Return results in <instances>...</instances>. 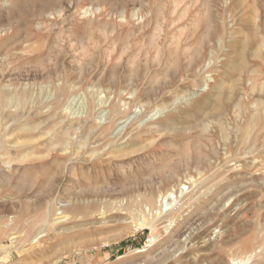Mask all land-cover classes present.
<instances>
[{
    "label": "rangeland",
    "instance_id": "374dc122",
    "mask_svg": "<svg viewBox=\"0 0 264 264\" xmlns=\"http://www.w3.org/2000/svg\"><path fill=\"white\" fill-rule=\"evenodd\" d=\"M263 20L264 0H0V264H264ZM61 186L82 203L36 241Z\"/></svg>",
    "mask_w": 264,
    "mask_h": 264
},
{
    "label": "bare ground",
    "instance_id": "6f19581e",
    "mask_svg": "<svg viewBox=\"0 0 264 264\" xmlns=\"http://www.w3.org/2000/svg\"><path fill=\"white\" fill-rule=\"evenodd\" d=\"M61 1V0H60ZM18 4V3H17ZM19 5V4H18ZM94 8V7H93ZM98 10V9H97ZM139 10V9H137ZM47 12V11H46ZM45 15V14H44ZM264 21V20H263ZM88 24V23H87ZM86 26H84L85 28ZM88 28V27H87ZM90 30V29H89ZM141 29H139L140 31ZM239 62V61H238ZM190 64V63H189ZM192 64V63H191ZM210 65V62L207 64V66ZM5 90V89H4ZM202 90V89H201ZM218 91V89H216ZM216 91V92H217ZM260 92V91H259ZM12 94V93H11ZM192 95V94H191ZM195 95V94H194ZM213 96V95H212ZM8 98V97H7ZM215 98V97H214ZM213 98V99H214ZM23 99V98H22ZM10 101V100H9ZM3 105V104H2ZM8 105V104H7ZM12 107V106H11ZM115 107V106H114ZM262 108V107H261ZM264 108V107H263ZM263 110V109H262ZM4 112V111H3ZM2 112V113H3ZM15 114V113H14ZM13 114V115H14ZM11 115V113H10ZM12 116V115H11ZM89 119V118H88ZM4 120V119H3ZM27 124V123H26ZM7 126V125H6ZM204 126V125H203ZM89 127V126H88ZM169 127V126H168ZM154 128V127H153ZM64 133V132H63ZM62 133V134H63ZM65 134V133H64ZM207 134V133H206ZM55 138V137H54ZM56 139V138H55ZM63 139V138H62ZM61 139V140H62ZM209 139V138H208ZM64 140V139H63ZM212 140V139H211ZM236 140V139H235ZM60 141V140H59ZM61 142V141H60ZM44 145V144H43ZM174 144H172L173 146ZM50 146V145H49ZM57 146V145H56ZM52 148V147H51ZM181 148V147H180ZM62 150V149H61ZM181 157L182 160L187 162L186 166H190L191 161L193 160L192 158V151L190 148H186V149H181ZM225 150V149H224ZM32 152V151H31ZM28 153V152H27ZM49 153V152H48ZM24 155V154H23ZM51 155V154H50ZM199 156H201L200 154H197ZM37 156V155H36ZM27 158V157H26ZM206 159V158H205ZM22 160V159H21ZM154 160V159H153ZM54 161V160H53ZM60 164V163H59ZM185 164H180L178 167L176 168H172V170L169 172V174L166 176V182L168 183H172L174 182L176 179L179 178L181 172H182V168L184 167ZM16 164L12 163V162H2L1 164V172H3L4 175L8 174V173H13V172H17L16 170ZM29 167V166H28ZM193 167V166H192ZM34 171V170H33ZM29 172V171H28ZM46 173V172H45ZM184 173V172H183ZM21 175V174H20ZM10 176V175H9ZM31 176V175H30ZM9 178V177H8ZM49 180V179H48ZM47 180V181H48ZM53 181V180H52ZM55 181V180H54ZM49 182V181H48ZM58 182V181H57ZM57 184V183H56ZM72 184V183H71ZM111 184V180L108 181L106 184H103V186L101 185V187H99L98 189L100 190V198L98 199V204L99 206L97 207V211L99 212V215L103 218L106 213L105 210L107 209V207L111 208V206L115 207L114 205H116V208H120L123 206V202L121 201H112L109 197H111L112 193H116L119 190H117V188H114ZM54 186V185H52ZM65 186V185H64ZM75 187V186H74ZM78 187V185L76 186ZM75 187V188H76ZM56 188V187H55ZM183 188H185L183 186ZM78 189V188H77ZM81 189V190H80ZM186 189V188H185ZM54 190V189H52ZM58 194L62 195L61 198H57L54 197V194L52 195L51 192L48 193L45 197V199H43L41 201L40 204H38V209H39V213H40V217H41V224L42 229L41 232L36 235L37 237H35V240L38 241L40 239V237H44L43 234L45 233V230L47 228H52L57 230V225L63 224L65 222L68 221V216L67 213L69 211H71L70 209H74L77 208V206L79 205V203H82V194H83V189L79 188L78 191L75 189L74 192L71 194L72 196H67L65 194L62 193L63 190V186L58 187ZM56 191V190H55ZM176 198L174 195V191H167L166 194L161 195L159 197L160 199V207H161V211H167V209L169 207H172L174 205V203L176 202ZM137 202V201H136ZM146 202V201H145ZM148 202V201H147ZM87 204V203H86ZM85 206V205H83ZM96 211V212H97ZM110 211V210H109ZM148 212V209H147ZM158 212V211H157ZM3 214V213H2ZM113 214V213H112ZM159 214V213H157ZM4 215V214H3ZM108 217V216H107ZM107 217L104 218V220L107 221ZM33 218V217H32ZM70 218V217H69ZM4 220V219H3ZM2 220V221H3ZM9 221V220H8ZM110 221H115V222H120V221H124L118 218L115 219H110L108 222ZM149 220H146V218L144 219V221L140 222L141 224H143L144 226L149 224L150 222H148ZM33 222V221H31ZM10 223V222H9ZM12 223V222H11ZM99 223V222H98ZM22 224V223H21ZM16 225V224H14ZM7 228V227H6ZM57 228V229H56ZM67 228V227H66ZM28 229V228H27ZM61 229V228H60ZM30 231V230H29ZM67 231V230H66ZM2 232V231H1ZM4 232V231H3ZM25 232V231H24ZM28 232V231H27ZM122 235H119V238ZM8 238V237H7ZM9 239V238H8ZM11 239V238H10ZM26 241V240H25ZM35 241V242H36ZM252 242V241H251ZM240 261V260H239ZM243 263V262H241ZM234 264V263H233ZM237 264V263H236Z\"/></svg>",
    "mask_w": 264,
    "mask_h": 264
},
{
    "label": "built area",
    "instance_id": "2783aa9c",
    "mask_svg": "<svg viewBox=\"0 0 264 264\" xmlns=\"http://www.w3.org/2000/svg\"><path fill=\"white\" fill-rule=\"evenodd\" d=\"M184 190H185V188H181V189H177V190H175L174 191V195H175V197H179L180 196V194H184ZM171 208L172 207H169L167 210H171Z\"/></svg>",
    "mask_w": 264,
    "mask_h": 264
}]
</instances>
